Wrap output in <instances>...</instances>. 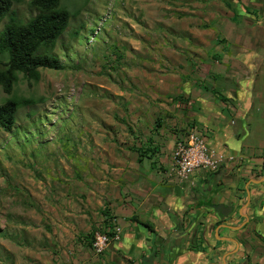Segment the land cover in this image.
<instances>
[{
  "label": "crops",
  "instance_id": "1",
  "mask_svg": "<svg viewBox=\"0 0 264 264\" xmlns=\"http://www.w3.org/2000/svg\"><path fill=\"white\" fill-rule=\"evenodd\" d=\"M131 1L145 17L165 7L164 15L178 19L161 24L154 37L130 23L142 38L120 37L122 50L129 43L139 53L118 55L121 64L137 67L121 74L125 88L114 86L116 120L85 126L98 136L87 145L83 178L74 173L72 188L66 184L79 202L71 199L64 214L54 208L52 232L44 244L26 245L27 258L264 264V0ZM192 131L226 160L181 182L174 149ZM219 203L233 207L229 217L213 208ZM117 228L120 238L97 253L94 234Z\"/></svg>",
  "mask_w": 264,
  "mask_h": 264
},
{
  "label": "rangeland",
  "instance_id": "2",
  "mask_svg": "<svg viewBox=\"0 0 264 264\" xmlns=\"http://www.w3.org/2000/svg\"><path fill=\"white\" fill-rule=\"evenodd\" d=\"M13 1L20 21H27L38 12L31 0ZM131 2L63 0V7L72 13V18L53 52L66 69L42 68L40 80L31 82L20 74L14 95L32 97L37 102L20 107L13 130L0 133V264H31L26 245L44 244L43 235L52 232L50 221L57 215L55 209L64 214L61 210L73 203L71 199L79 202L66 191V184L72 188L74 173L77 179L83 178L87 145L98 136L97 128L89 131L85 126L88 122L97 126L94 124L101 120H116L117 113L112 109L114 86L124 87L119 80L121 74L131 69L134 72L137 67L121 64L118 59L125 52L120 37L142 38L130 23L137 24L141 31L148 28V34L154 37L161 24L171 25L178 19L164 15L165 7L162 11L153 10L152 17H145V13L133 9ZM159 4L162 1L154 5ZM119 6L125 7L122 10ZM105 19L91 41L94 30ZM9 20V16L0 20V31ZM125 49L127 58L139 53L129 43ZM7 96L0 85V103Z\"/></svg>",
  "mask_w": 264,
  "mask_h": 264
},
{
  "label": "trees",
  "instance_id": "3",
  "mask_svg": "<svg viewBox=\"0 0 264 264\" xmlns=\"http://www.w3.org/2000/svg\"><path fill=\"white\" fill-rule=\"evenodd\" d=\"M62 2L31 0V6L38 12L23 22L16 17L13 0H0V20L10 17L0 31V85L8 95L0 103V133L13 130L20 107L37 102L32 97L14 95L20 74L31 82L40 80L42 68L66 69L53 52L72 18Z\"/></svg>",
  "mask_w": 264,
  "mask_h": 264
},
{
  "label": "built area",
  "instance_id": "4",
  "mask_svg": "<svg viewBox=\"0 0 264 264\" xmlns=\"http://www.w3.org/2000/svg\"><path fill=\"white\" fill-rule=\"evenodd\" d=\"M94 30L91 41L99 34L102 25ZM226 160L223 152L217 151L207 143L206 137L199 131L190 132L186 138L179 140L174 149V173L179 181H188L196 170H218ZM121 229L109 232L97 231L93 240V248L103 253L112 240L120 238Z\"/></svg>",
  "mask_w": 264,
  "mask_h": 264
},
{
  "label": "water",
  "instance_id": "5",
  "mask_svg": "<svg viewBox=\"0 0 264 264\" xmlns=\"http://www.w3.org/2000/svg\"><path fill=\"white\" fill-rule=\"evenodd\" d=\"M213 208H215V210H217V212H219L221 214L222 218L229 217L231 215V213L233 212V207L228 206L224 203L213 204ZM236 253H237V251L230 253L228 256L230 257L233 255H236ZM225 264H228V263L226 262Z\"/></svg>",
  "mask_w": 264,
  "mask_h": 264
}]
</instances>
